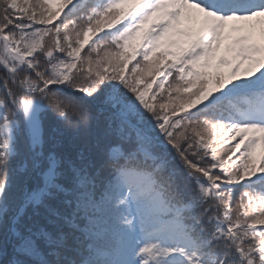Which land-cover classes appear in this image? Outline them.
<instances>
[{"label": "snow or ice", "instance_id": "snow-or-ice-1", "mask_svg": "<svg viewBox=\"0 0 264 264\" xmlns=\"http://www.w3.org/2000/svg\"><path fill=\"white\" fill-rule=\"evenodd\" d=\"M0 264H264V0H0Z\"/></svg>", "mask_w": 264, "mask_h": 264}]
</instances>
